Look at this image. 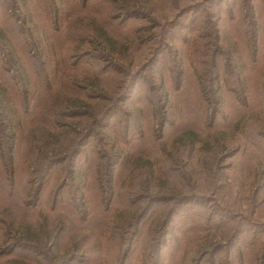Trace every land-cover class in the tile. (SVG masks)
<instances>
[{
	"label": "trees",
	"instance_id": "16d2710c",
	"mask_svg": "<svg viewBox=\"0 0 264 264\" xmlns=\"http://www.w3.org/2000/svg\"><path fill=\"white\" fill-rule=\"evenodd\" d=\"M222 2L0 0V264H264V0Z\"/></svg>",
	"mask_w": 264,
	"mask_h": 264
},
{
	"label": "rangeland",
	"instance_id": "374dc122",
	"mask_svg": "<svg viewBox=\"0 0 264 264\" xmlns=\"http://www.w3.org/2000/svg\"><path fill=\"white\" fill-rule=\"evenodd\" d=\"M223 2L221 3V7L223 8V9H225L227 6H231L236 0H222ZM188 1H185V3H187ZM214 11H216V9H213ZM213 10H212V12H213ZM187 20V19H186ZM188 21V20H187ZM132 23H135V24H139V20H133V21H131ZM198 23V22H197ZM197 23H194V24H191V27H194V26H199V24H197ZM187 24H190V23H187ZM189 30H186L185 32H188ZM196 209V208H198L197 207V205H195V204H190V209Z\"/></svg>",
	"mask_w": 264,
	"mask_h": 264
}]
</instances>
